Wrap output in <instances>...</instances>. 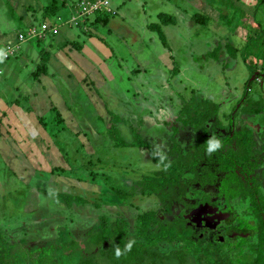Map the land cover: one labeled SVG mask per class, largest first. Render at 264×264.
<instances>
[{
  "label": "crops",
  "instance_id": "obj_1",
  "mask_svg": "<svg viewBox=\"0 0 264 264\" xmlns=\"http://www.w3.org/2000/svg\"><path fill=\"white\" fill-rule=\"evenodd\" d=\"M80 1L89 0H0V51L16 46L13 55L0 63V166L5 174L0 178L2 192H9L8 185L14 181L24 184L22 186L28 192L38 191L39 188L33 183L43 181L42 184L46 185L47 179L42 173L49 171L50 158L58 162L61 154L67 158L68 153L72 155L77 154L80 148L84 150L79 135L81 138L89 135V140L94 144L98 138L95 135L99 131L97 126H101V123L108 126L105 132L109 136L110 130L116 128L129 140L130 132L135 133V130L131 123L126 124L130 126L128 131L126 126L125 129L124 126L115 127L116 123L122 122L116 113L130 108L127 100L136 95L133 90L131 94L127 93L128 88L123 90L116 83L119 78L113 74L114 71L130 61L131 67L124 74L129 86L133 85L136 90L138 87L144 88L145 83L143 86V82L137 81L140 78L148 85L155 83L161 92L165 90L166 94L170 92L180 96V91L175 90L177 81L173 84L175 88L166 86V83L172 84L171 80L177 74L174 73L177 71V57L183 55L187 63H198L197 68L201 69L200 62L191 59L194 51H198L197 58L205 59L207 65L211 64L210 58L206 57L209 48L212 53L220 46V40L230 37L235 29H241V21L246 16L258 15L259 4L263 2L112 0L111 5L116 10L113 16L99 12L75 26L55 23L56 18L67 21L73 7ZM96 16L101 22L97 23ZM204 19L215 23L205 28ZM234 19L236 24L232 23ZM164 20L168 22H162ZM43 24L55 27L54 31L45 32L42 39L17 44L18 34H24L29 28L39 29ZM196 30L211 34V40L202 43V50L196 49L198 44L195 40L189 41L194 39ZM219 30L222 32L219 33ZM225 46L224 42L222 47L225 49ZM143 64L146 66L142 67ZM108 82L112 83L109 85ZM125 92L129 94L128 97ZM110 100L120 107H113ZM79 102L90 105V108L82 110ZM128 112L129 109L125 113ZM72 113L91 114L79 116L77 120ZM54 117L60 119L62 127L72 136L70 140L74 141L68 153L71 145L64 149L61 144L60 151L52 143L47 121ZM135 134H143V131ZM144 145L146 143L128 145L127 148H143ZM30 178L36 180L30 181ZM33 196H30V206L23 209L29 213L27 219L31 218L30 214L33 218L34 210L38 207ZM11 203L19 207L17 202ZM57 207L50 206L58 210ZM48 227H44L46 231L48 229L47 234L54 235L53 229Z\"/></svg>",
  "mask_w": 264,
  "mask_h": 264
},
{
  "label": "rangeland",
  "instance_id": "obj_2",
  "mask_svg": "<svg viewBox=\"0 0 264 264\" xmlns=\"http://www.w3.org/2000/svg\"><path fill=\"white\" fill-rule=\"evenodd\" d=\"M262 1V4H259L258 7V15L252 14L248 17L246 16V18L241 21V29H235V32L231 33L232 35H230V37L220 40V46H217L212 54L210 53L211 48H209V53L206 54V57L210 58L211 62L209 63L211 64L207 65L204 63L206 62L205 59L197 58L196 54H199L198 51H194V55H192L191 59L192 61L196 59V62H200L199 65L202 66L201 69L197 68L198 63L192 65L187 63L184 59L186 57L183 55L177 57V65L175 63L177 74L175 76L172 75V84L168 85L166 83V86L167 88L176 87L175 90L180 91V96L169 94L170 92L166 94L165 90L161 92V90L159 91V89L156 88L157 86L155 83L148 85L146 81L144 82L140 78L137 81L143 82V86L145 83L144 88L138 87L136 90V87L133 85L129 86L124 79V74L129 70V67H131L130 61L121 66L119 70H115L113 74L119 78L116 83H119L123 90L128 88L127 93L129 92L131 94L133 90V93L136 95L132 99L128 98L129 100H127L130 104V108L127 107L121 113H116V115H119L122 119V122L119 124L116 123L115 127L119 128L124 126L125 129L126 126V131H128L127 129L130 128V126L126 124L131 123V127L135 130V133L142 130L144 134L142 137L143 141L152 142L153 144L154 151H150V154L155 156L158 161H161L160 156L156 154L157 150L166 152L170 147V143L174 142L173 138L177 139V142H180L191 137L189 131L192 130H188V127L182 124H177L176 117L183 104L195 100L197 96H199L205 100L211 99V103L218 105V112L211 116L209 121L203 123V125L205 127L207 126L210 130L221 128V130H216V133H219L217 134L218 137L228 134V131H226L228 128L227 121H229V115H233L235 116L232 123L233 131H235V137L238 141L246 142L245 145L249 147L252 146L253 143L264 145V134L259 133L261 130L264 131V127H261L264 122L258 118L261 117L264 119V115L260 113L255 118L247 119L245 115L239 114L246 113L243 109L247 108V105L250 104L253 105H250L252 108L257 106L259 110L263 109L260 112L264 114V62L260 65L262 53L264 51V0ZM258 17H260V21L257 22ZM204 20L205 28H209L212 22H214L211 20L208 21L207 19ZM235 20L236 19H234L232 23H235ZM230 27L231 25L229 26L231 30ZM220 32H222V30H219V33ZM206 33V31L203 33L202 30H196L195 33H193L194 39L189 40H195L197 42V50L203 49V42L211 40V34L207 35ZM224 42L226 44L225 49L222 47ZM145 66V64L142 65V67ZM195 66L196 68H194ZM253 67L261 68L256 70V72L252 70ZM172 69L174 68L172 67ZM169 75L170 74H168V76ZM165 77L167 76L165 75ZM175 81H177V83H175L174 87L173 84ZM108 83L110 85L112 82ZM127 93L125 92L126 95ZM128 96L129 94L127 97ZM204 99L203 101H205ZM243 99L247 101L245 102L246 104L244 103L241 106ZM82 102L84 103L85 100ZM110 102V104H113L111 100ZM115 104L116 105L113 104L112 106L120 107L117 103ZM79 105H81L82 110L90 108V105H83L80 102ZM112 106L109 108L111 109ZM128 109L129 112L125 113ZM241 109L243 112H240ZM233 110H237V112ZM72 114L79 120V116L86 114L90 115L91 113ZM46 117L47 116H45V119ZM81 119H83V117H81ZM103 119L107 124L106 118L103 117ZM47 127L51 129L48 130L50 134L52 133V143L58 147L60 151L62 145L64 149H66L65 146H69L74 142L73 139L70 140L72 136L69 134L71 136L69 137L67 130L62 127L58 117H54L51 121H47ZM97 128L99 131L96 132L95 135L98 138L94 141V144L89 140V135H87V138H81L79 135L81 140L80 143L84 150L80 148L77 154L70 155L68 152L72 148L71 145L67 149V158H64L62 154L58 162L50 158L48 164L49 169L47 168V171L49 170L51 172L42 173L47 179L46 185L42 184L43 181H40L41 183L37 181L33 183V186L39 188L38 191L28 192V190L22 186L24 184L16 181L8 185L10 187L8 189L9 192H7V190L4 192L0 190V230H2L8 244H10V246L12 244L16 245L13 248H16V250L24 254L22 257L18 258L20 264H27L25 259L27 253L34 255L39 253L40 259L42 260L44 259L43 254L46 253L48 254L47 257L50 256L48 260L52 259L50 262H53L52 264H78L82 256L84 258L92 257L91 264H110L109 260L104 259L103 255H93V247L91 246L88 250H83L84 255L80 254L77 248L78 245L84 246V241H87V235L91 232L89 229L90 225L92 226L95 224L96 227H98L96 222V218L99 216L98 212L86 205L81 207L82 210L78 208L73 213L72 210L66 209L60 198H54L57 194L80 197L89 205L101 203L104 207L101 208V210H106L98 211L100 214H106L109 222L116 220L117 217L115 215L117 214V216L125 220L130 226H133V220L138 216L159 209L160 202L158 197L146 198L139 194H135L117 198V194H115V192L126 194L130 190L132 192L139 191V183L142 182V179L150 178L149 176L160 169V165L156 164L159 162L157 161L154 163L152 161L145 147L138 149L132 147L127 148L128 145L123 143L120 145L121 143H117L115 140L108 138L109 135L105 132L108 128L107 125L104 126L103 123H101V126H97ZM173 129L176 130V133L174 137L170 139L173 134ZM113 131L115 132L113 133L114 139H117V129L114 128ZM56 133L57 135H55ZM216 133L207 134V138L210 139L211 136H216ZM121 135L123 137L124 133ZM124 141L128 142L129 140L127 137H124ZM187 141H189V139ZM258 149L259 148L253 149L255 151L253 162L256 164V167L250 168L252 175H249V179L252 178L254 182H258L260 188L264 190V149L260 151ZM258 173L260 175H257ZM4 175L0 166V178L4 177ZM35 180V178H30V181ZM145 180L146 179H144L143 182ZM141 186L144 187L143 184ZM43 192H45L44 195L42 194ZM196 192L197 191H194V193ZM211 192L212 191H209L210 196L208 199L211 198L214 193ZM32 194L34 195V202L36 201L38 203V207L34 210L36 213H33V218L30 214L31 218L27 219L26 217L29 216V213H27V210L24 211L23 209L30 206V196ZM40 196H42L40 199L36 198ZM196 198L198 197L196 196ZM11 201L17 202L19 207H14ZM26 202L28 203L26 204ZM225 202L227 209L232 211L230 219H234V221L232 220V224L235 228L253 237L254 241L264 239L263 229L261 233L259 232L261 223L254 216H249V213L244 214L239 212L242 211L239 209V206L244 204L243 201L238 200L233 202L226 198ZM106 204H113L117 209L114 210L113 206L105 208ZM50 206H58L60 210L51 209ZM245 206L246 204H244V207ZM149 208H151L149 211L142 212ZM115 211L117 212L116 214H114ZM119 212L120 214L118 215ZM171 213L173 212L171 211ZM174 215L176 214H166L167 217ZM44 222L45 224H43ZM48 226L53 229L55 232L54 235L51 233L47 234L48 229L46 231L44 227L46 228ZM80 231H82V233H80ZM129 232L132 234V228L129 229ZM128 238L130 239V237ZM241 240L243 239H238L236 243H240ZM19 241L22 244L25 243V245L19 244ZM71 241L74 244H71ZM18 244L20 247H18ZM24 246L27 247L25 252ZM83 246L81 248H83ZM27 250L29 251L27 252ZM224 251H226L225 247L220 250V252ZM235 254L236 251L230 252L228 257L233 260L232 257H235ZM246 256L237 263L250 264V257L247 258ZM201 259H203L204 262L209 261L206 257H202ZM8 260L9 257L7 256L5 261ZM203 261H197L194 257L189 255L184 259L183 264H205ZM233 261L232 264H236V259ZM36 262H38V260H33L31 264H39ZM169 262L170 261H162V263L158 262V264H172Z\"/></svg>",
  "mask_w": 264,
  "mask_h": 264
},
{
  "label": "trees",
  "instance_id": "obj_3",
  "mask_svg": "<svg viewBox=\"0 0 264 264\" xmlns=\"http://www.w3.org/2000/svg\"><path fill=\"white\" fill-rule=\"evenodd\" d=\"M95 20H97V23L101 22V19L99 18L98 20V17ZM162 22L167 23L168 20H164ZM213 52L214 51H212V53ZM261 59L260 65H262L264 62V51L262 53ZM260 68L261 67H253L252 70L256 71ZM41 70L42 67L40 66L39 71ZM174 73H176V71H174ZM246 101L243 99L241 106ZM250 105H247V108L243 109L246 113L239 114L245 115L247 119L255 118L260 113L261 115H264L262 112H260L263 109L259 110L257 106L252 108ZM243 110L241 109L240 112H243ZM217 112L218 105H214L208 100L203 101L202 98L197 96L195 100L183 104L176 117L177 124H182L185 127L191 128L195 133L200 131L196 135V142L201 144V146L197 144L195 150H198V153H204L205 151L203 155H205L208 160H214V162H212L214 164L213 172L209 173L207 172L208 169L206 170L203 168H198L197 171L195 168L197 167V163L195 161L190 162L188 159L182 158L179 154L175 159H168L169 157H166L167 160L163 159L161 161L156 159L161 165V170L154 173L152 176H149L150 178H143L142 182L139 183V191L144 195L154 193L162 202L172 201L178 199L180 192H182V187H184L183 183H181V176L183 172L191 173L192 177L190 178V181L193 183H198L200 177L209 178L211 176V178H213L214 173H221V179L218 184L219 189L221 191L223 190L222 196L224 202L226 198H228V200L246 201L248 204L247 210L249 216H254L261 223V227L259 229V232L261 233L262 229L264 231V190H262L259 185L257 186L256 182H254L252 178L249 179L246 177L243 182L241 175L243 173H246L248 176L251 175L250 168L256 167V164L253 162L255 158V151L253 149L259 148L258 150L260 151L261 149H264V145L253 143L252 146L249 147L248 145H245L246 142L238 141V139L235 137V131H233L232 124L235 116L229 115L230 118L229 121H227L228 134L218 137L216 133V137L222 142V148L218 149L212 154H209L207 152L208 138L201 137L200 133L207 134L203 123L205 121H209V118H211V116ZM234 112H237V110ZM258 118L264 122V119L261 117ZM115 120L117 119L115 118ZM261 127H264V123L261 125ZM113 130H110L109 138L111 137V139L115 140L117 143H121L120 145L123 143L125 145L133 146L144 143L142 138L138 134H135L134 131L130 132L128 142L124 141V137L126 136L124 135V137H122L118 130L116 133L118 138L114 139L113 133L115 132ZM212 131V133H214L216 129ZM175 133L176 130L173 129V134L170 139L174 137ZM259 133L264 134V131L261 130ZM194 157L197 158L196 155H194ZM144 179L146 180L143 182ZM176 183L180 189L173 193L172 187ZM142 184L144 187L141 186ZM115 194H117V198H122L125 196V193L115 192ZM55 197L60 198L66 209L72 210L73 213L78 208L81 209V207L87 205L99 214V216L96 218L98 227H96L95 224L92 226L90 225V227L88 226L91 232H89L87 235V241H84V246L82 245L83 248L79 247V245L77 246L80 254H83V250H88L91 246L93 247V255H103L104 259H108L110 264H158V262L162 263V261H170L169 263L172 264H183L184 259L189 255L194 257L197 261H203L201 258L206 257V259L209 261H203L205 264H226L215 259L213 254L216 252L213 253L214 251L211 252L207 249H204L200 244L201 241L199 239L196 238V240H192V230L190 227L185 225L184 220L181 218L160 221V219H157L154 216L153 212L142 214L133 220V235L129 234V236L128 224L125 220H122L121 217L117 216L116 211L114 214H116L115 216L117 218L113 222H109L108 216H106V214H100L98 210H106H101V208H104L102 206L103 204L101 205V203H96L89 205L80 197H72L69 195H55L54 198ZM108 206H113L114 210L117 209V207L113 204H106L105 208ZM57 209L59 210V207H57ZM119 214L120 212L118 215ZM80 233H82V231H80ZM128 237H130V239ZM131 239H135L136 241L132 250L126 253L124 256H121L120 259H116V246H119L123 250L127 242ZM70 243L74 244L72 241ZM242 243L243 241L241 240L240 243H236L234 245V248L239 250L237 256H235L238 258H235L236 264H239L237 262L241 259H244V256L246 255L247 258L250 257V264H264V239H259L256 244H251L246 247V251L244 253H242V247H240ZM19 244L22 243L19 241ZM19 244L18 247H20ZM22 245H25V243ZM14 246L16 245L12 244L10 246V244H8L7 239L2 233V230H0V264H20V260L18 258L22 257L24 254L20 253L18 250H16V248H13ZM26 248L27 247L24 248V252ZM216 249L221 250L222 248L216 247L215 251ZM28 251L29 250H27V252ZM33 255L34 254L29 253L26 254L25 259L27 264H31L33 260H38L36 263L39 264L53 263H50L52 259L48 260L50 256L47 257L48 254L46 253L43 254V260L40 259L39 253L35 254L34 256ZM218 255L223 256V253L220 252ZM7 256L9 257V260L5 261ZM91 262L92 257L84 258L82 256L78 264H91Z\"/></svg>",
  "mask_w": 264,
  "mask_h": 264
},
{
  "label": "flooded vegetation",
  "instance_id": "obj_4",
  "mask_svg": "<svg viewBox=\"0 0 264 264\" xmlns=\"http://www.w3.org/2000/svg\"><path fill=\"white\" fill-rule=\"evenodd\" d=\"M204 128L207 131V134H211L213 132L212 130L208 129L207 126L206 127L204 126ZM187 129L192 130L191 128L190 129L187 128ZM216 130H221V128ZM199 132L200 131H198L197 133H195L193 130L189 131V135H191V137L188 138L189 141H187L188 140L187 139L184 141L177 142L178 140L173 138L174 142L170 143V147L166 150V152H162V151L159 152L163 153L165 157L167 158L169 157L168 159L170 158L175 159L179 154L181 155L182 158L188 159V161L190 162L195 161L197 163V167H195L197 171L198 168L199 169L203 168L206 170L208 169L207 172L211 173L213 172L214 164L212 162H214V160L213 159L208 160L207 157L203 155L205 151L204 153L203 152L198 153V150H195V147L198 144V142H196V135ZM214 133H216V131ZM200 134L201 137H207V134L204 133H200ZM138 135L142 138L144 134H138ZM144 143H146V146L144 145L143 148L145 147V149L149 152V154L150 151H154L152 142L144 141ZM198 145L201 146V144ZM194 155H196L197 158H195ZM150 156L152 158V161L156 163L157 158L151 154ZM160 158L161 160H163L161 156ZM156 164L160 165L159 163ZM160 170H161V165L158 171ZM213 175H214L213 178H211L210 175L209 178L200 177L198 183H193L192 181H190L191 180L190 178L192 177L191 173L183 172L181 176V180H182L181 183H183L184 187H182L183 189L182 192H180L178 199L172 201H164V202L158 199L160 202L159 204L160 207L158 210L155 211L153 210V214L157 219H160V221L181 218L182 220H184L185 225L191 228L193 233L192 240H196L197 238L201 241L200 244L204 249H207L208 251L211 252L214 251L213 253L216 252L215 254H213L216 260H219L221 262L223 261L222 263L232 264V262H234L233 260H235V257H232L233 258L232 260L230 259V257H228V255L230 254V252L236 251L235 256H237L239 250L235 249L234 245L236 244V241H238V239H243L242 240L243 243L240 246L242 247L241 250L242 253L246 251V247H248L251 244L252 245L256 244L257 241L256 240L254 241L253 237L249 236L248 234L246 235V233L234 227V225L232 224V220L234 221V219L232 220L230 219V216H232V211L227 209L226 202H224L222 196L223 190L221 191L219 189L218 183L221 179V173H214ZM257 175L260 174L258 173ZM241 176L243 182L246 177L249 178V176L246 175V173H243ZM256 184L257 186L259 185L258 182H256ZM178 189L180 188L177 186L176 183L172 187L173 193L178 191ZM194 191L197 192L194 193ZM209 191H212L211 193L213 192L214 193L212 194V197L208 199V197L210 196ZM135 194H139L140 196H144L146 198L157 197L154 193L149 195H144L141 194L140 191L132 192L131 190L128 193H126L125 196H129V195L131 196ZM196 196L201 200L196 198ZM232 201L235 202V200ZM243 202L244 204H246V206L244 207V204H241L239 206V209H241L242 211L239 212L245 214L248 213L247 210L248 204L246 203V201ZM150 209L151 208L142 212H147ZM171 211L176 215L167 217L166 214L169 215L173 214L171 213ZM128 226L129 229L132 228V226L130 225ZM129 234L131 235V233L128 230V235ZM79 246L82 247V245ZM216 247L226 248V251L221 252L223 253V256L218 255L220 253V249H216L215 251Z\"/></svg>",
  "mask_w": 264,
  "mask_h": 264
},
{
  "label": "built area",
  "instance_id": "obj_5",
  "mask_svg": "<svg viewBox=\"0 0 264 264\" xmlns=\"http://www.w3.org/2000/svg\"><path fill=\"white\" fill-rule=\"evenodd\" d=\"M112 0H89L80 1L73 7V13L69 16L65 22L60 21V18H56L58 25H77L82 22L88 16L94 15L99 12H103L109 16L116 14L115 8L111 5ZM55 27L51 28L49 25H41L39 29L29 28L24 34L17 35V44L25 42L27 40H39L42 39L45 32L54 31ZM14 47H6L3 51L5 53L4 59L13 55Z\"/></svg>",
  "mask_w": 264,
  "mask_h": 264
},
{
  "label": "clouds",
  "instance_id": "obj_6",
  "mask_svg": "<svg viewBox=\"0 0 264 264\" xmlns=\"http://www.w3.org/2000/svg\"><path fill=\"white\" fill-rule=\"evenodd\" d=\"M4 57H5V53L3 51H0V63L3 62ZM222 146L223 145L221 140H219L215 135L211 136L210 139L207 140V152L209 154L216 152L218 149L222 148ZM156 154L160 155L162 159H166L163 153L159 152V150H157ZM135 243H136L135 239L129 240L123 250L119 246H116L115 248L116 259H120L121 256H124L126 253L130 252Z\"/></svg>",
  "mask_w": 264,
  "mask_h": 264
}]
</instances>
